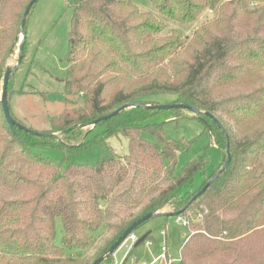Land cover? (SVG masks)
I'll return each mask as SVG.
<instances>
[{"label": "trees", "instance_id": "trees-1", "mask_svg": "<svg viewBox=\"0 0 264 264\" xmlns=\"http://www.w3.org/2000/svg\"><path fill=\"white\" fill-rule=\"evenodd\" d=\"M149 1L160 16L184 25L207 9L213 15L183 37L176 29L164 33L165 23L134 0H68L67 67L59 99L76 98L81 109L63 111L45 130L12 116L39 132H67L57 139L11 129L0 103V264H92L140 216L181 210L223 166L226 142L228 166L179 215L187 221L179 261L264 264V0ZM29 2L0 0V78ZM25 43L26 38L23 50ZM161 97L200 111L169 109L168 122L204 123L224 157L212 174L205 171L206 151L177 170L186 142L167 136L166 122L148 121L157 109L129 107L98 122L102 131L84 143L101 147L93 164L64 166L67 156L56 163L36 149L57 147L67 155L68 139L83 128L70 127L124 103L160 104ZM110 136L126 137L128 152L114 156ZM197 172L204 180L192 189ZM150 239V232L137 238L129 254ZM113 253L99 264L111 262Z\"/></svg>", "mask_w": 264, "mask_h": 264}, {"label": "rangeland", "instance_id": "rangeland-1", "mask_svg": "<svg viewBox=\"0 0 264 264\" xmlns=\"http://www.w3.org/2000/svg\"><path fill=\"white\" fill-rule=\"evenodd\" d=\"M68 0H36L30 9L25 23L26 43L23 57L12 75L8 91L9 109L12 116L24 122L29 127L45 130L50 120H55L63 111H79L81 105L76 98L65 101L59 99L64 90L63 79L67 67L66 56L68 52V30L71 10ZM142 11H150L165 23L164 33L179 30L183 37L189 36L202 22L212 17V10L203 11L196 21L189 24H180L160 16L149 0H134ZM253 6V4H251ZM20 39V36H19ZM19 42V41H18ZM18 44L14 54L8 60L7 66H13L17 61ZM4 74V72H3ZM2 77L0 78V98ZM166 103L165 98H160ZM170 110L157 111L149 122H166L164 133L175 139L183 140L177 157V170L187 162L201 155L204 151L208 155L207 174H212L216 167L223 162V151L210 143L209 131L205 130L204 123L197 118L179 119L177 122H168L171 119ZM103 126L87 125L81 128L80 135L68 139L67 147L71 152L65 155L61 148L37 147V151L60 163L67 156L63 165L96 163L101 152L99 144L88 146L86 140L99 134ZM147 141L154 138L149 133L142 135ZM111 153L114 156L128 152V139L123 136H110L107 139ZM264 161V160H263ZM204 180L202 172L193 176L192 189L200 187ZM150 232V240L129 251L134 241L126 239L113 253V260L106 264H148L157 258L162 245L167 241L168 255L159 260L157 264H181L179 261L180 248L184 242L186 227L176 217L157 216L146 220L132 235L135 240ZM166 233L165 234H163ZM62 228L59 219L56 221L55 242L60 244ZM126 258V259H125ZM125 259V260H124Z\"/></svg>", "mask_w": 264, "mask_h": 264}, {"label": "water", "instance_id": "water-1", "mask_svg": "<svg viewBox=\"0 0 264 264\" xmlns=\"http://www.w3.org/2000/svg\"><path fill=\"white\" fill-rule=\"evenodd\" d=\"M36 0H30V2L28 3V5L25 7L24 12L22 14L20 23H19V34H20V39L18 42V51H17V61L16 64L13 66H7L5 69V72L3 74V78H2V86H1V98H0V103L2 106V110H3V114L5 116V119L9 125V127L12 129L14 127H17L19 130H23L27 133H30L32 135H36V136H43V137H52V138H57L60 139V137L62 135H64L67 130H64L60 133H53V132H39L36 130H33L29 127H26L25 125H23L22 123L18 122L17 120H15L12 115L10 114L9 111V106H8V101H7V85H8V79H9V75L11 72L15 71L17 69V67L19 66L21 59L23 57V44L25 41V30H24V26L26 23V19L28 16V12L30 9V6L35 2ZM129 107H139V108H146V109H157V110H169L172 108H184L187 109L191 112L197 113L199 114L200 111L188 104H180V103H160V104H154V105H150V104H143V103H124L122 105H120L118 108H116L115 110L111 111L110 113H107L105 115H102L96 119H94L93 121L83 124V125H75L70 127L69 129H73L79 126H87V125H96L98 122L102 121V120H107L113 116H116L117 114H119L122 110L129 108ZM204 115H209L208 113H204ZM210 116V115H209ZM225 152H226V160L223 164V166L201 187V189H199L186 203V205L179 211H172V212H148L142 216H140L139 218H137L136 220H134L118 237L117 239L110 245L109 249L106 252V255H102L100 257H98L96 260L93 261L92 264H99L107 255L112 254L118 247H120V245L131 235V233L137 228L139 227L141 224H143L146 220L153 218V217H157V216H165V217H170V216H174L177 217L179 216L184 209L186 208V206L188 204H190L193 200H195L198 196H200L205 190L206 188L211 184V182L228 166L229 161H230V155H229V148H228V142H226L225 144Z\"/></svg>", "mask_w": 264, "mask_h": 264}, {"label": "built area", "instance_id": "built-area-1", "mask_svg": "<svg viewBox=\"0 0 264 264\" xmlns=\"http://www.w3.org/2000/svg\"><path fill=\"white\" fill-rule=\"evenodd\" d=\"M176 221H180L184 225L187 224L186 219L183 218V217H180V216L179 217L177 216ZM163 234H164V232H163ZM127 239H130L132 241H135V236L134 235H130ZM161 249H162V251H161L160 255L157 258H155L153 261H151L150 263H148V264H157V262L159 260L165 259V253H166V244H165V242L163 243ZM142 264H146V263L143 262Z\"/></svg>", "mask_w": 264, "mask_h": 264}, {"label": "crops", "instance_id": "crops-1", "mask_svg": "<svg viewBox=\"0 0 264 264\" xmlns=\"http://www.w3.org/2000/svg\"><path fill=\"white\" fill-rule=\"evenodd\" d=\"M131 264H134V263H131Z\"/></svg>", "mask_w": 264, "mask_h": 264}]
</instances>
